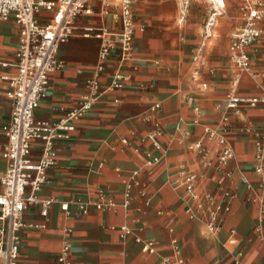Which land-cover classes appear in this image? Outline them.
Returning a JSON list of instances; mask_svg holds the SVG:
<instances>
[{
    "label": "crops",
    "instance_id": "0c3cea01",
    "mask_svg": "<svg viewBox=\"0 0 264 264\" xmlns=\"http://www.w3.org/2000/svg\"><path fill=\"white\" fill-rule=\"evenodd\" d=\"M119 3L93 1L92 13L77 19L73 36L59 51L65 65L50 76L37 119L56 123L88 94L87 83L97 77L101 42L86 37V29L120 32ZM241 6L242 0H224L223 9L211 0H135L133 59L123 68L126 86L106 91L75 123L69 139L55 141L57 165L37 197L58 203L48 218L41 216L39 204L25 212L29 226L21 231L18 264H59L66 230H71L74 264H160L173 256L175 243L185 264H264V189L254 171L264 104L227 108L233 95H264V21L260 39L249 49L252 74L240 72L231 60ZM39 19L46 22L48 14ZM20 32L13 18L0 19V192L7 168L2 130L13 111L7 78L17 74L13 64ZM117 66L114 54L99 77L102 90ZM206 128L222 131L231 142L234 157L227 164L219 163V147L206 137ZM40 155L41 143L33 142L32 159ZM148 155L160 157V163L149 166ZM183 172L195 176L193 195L182 185ZM135 182L125 206L128 184ZM102 199L115 206L105 211L90 207L84 215L73 204ZM61 204H69V210ZM216 205L224 209L219 229L210 232ZM137 239L152 241L155 252L143 253Z\"/></svg>",
    "mask_w": 264,
    "mask_h": 264
},
{
    "label": "built area",
    "instance_id": "2783aa9c",
    "mask_svg": "<svg viewBox=\"0 0 264 264\" xmlns=\"http://www.w3.org/2000/svg\"><path fill=\"white\" fill-rule=\"evenodd\" d=\"M102 0H0V19L8 21L13 18L21 27L19 47L15 55L17 74L7 78L10 90L7 96L12 100L13 111L10 123L3 128L7 137L4 158L7 168L1 179L0 192V264H18L21 249V231L29 225L24 221L27 209L39 204L41 216L48 218L51 207L58 201H38L37 194L48 182V172L57 165V153L54 143L58 139H69L75 131V123L89 113L106 91L123 89L127 77L123 68L127 67L133 59L136 22L133 13L135 0H120L119 13L116 19L121 25L118 33H110L104 28L86 29L85 36L94 35L100 40L99 62L96 67L95 79L87 83L88 94L79 105L56 123L39 120L35 112L42 100L47 96L50 76L63 69L64 62L59 59V51L74 34L76 21L81 15L92 13V2ZM219 9L224 8V0H211ZM43 13L48 14V20L41 22ZM264 21L263 0H242L241 25L231 37L230 55L236 68L243 73L252 74V60L249 54L250 47L256 43L261 35V24ZM211 25V24H210ZM117 54L118 66L112 75L111 84L105 90L99 82L109 64L112 55ZM8 66V63H4ZM238 82V78L236 79ZM191 102L192 99H189ZM264 104V95L261 97H241L233 95L227 102V108L238 110L240 106L255 107ZM155 105V108H158ZM198 111L199 108L195 107ZM226 122V121H225ZM208 139L216 141L219 147V163L227 164L234 157L231 142L222 131L210 128L205 129ZM258 142L256 149L255 174L259 178V187L264 189V130L256 133ZM41 143V155L38 161L32 159V143ZM157 150L160 144L155 143ZM196 147H201L198 143ZM161 158L148 155L149 166L160 163ZM138 172L134 173L137 176ZM182 185L189 195L194 193L195 176L186 172L181 174ZM243 182L252 190L247 179ZM129 183L126 193L125 206H128L131 191L134 185ZM227 198L231 197L226 193ZM103 198V197H102ZM212 200L211 198H209ZM258 196L253 197L256 202ZM87 215L90 207L105 211L113 208L115 203L102 199L99 202L73 201ZM61 208L68 211L69 204H61ZM224 208L216 205L211 211V221L208 225L210 232L219 229V213ZM228 207L225 211H229ZM264 215V203L262 206ZM264 221V217L262 219ZM45 228V225L38 226ZM124 234L131 231L122 228ZM71 230H66L65 240L58 256L59 264H74L71 256L70 237ZM143 253H154L155 246L152 241L144 242L137 239ZM160 264H185L178 244H174L172 257L162 259Z\"/></svg>",
    "mask_w": 264,
    "mask_h": 264
},
{
    "label": "rangeland",
    "instance_id": "374dc122",
    "mask_svg": "<svg viewBox=\"0 0 264 264\" xmlns=\"http://www.w3.org/2000/svg\"><path fill=\"white\" fill-rule=\"evenodd\" d=\"M211 23H213V22H211ZM240 23H241V18L239 17V24H238V26L240 25ZM238 26H236V28H237ZM234 31H235V30L232 31V34L234 33Z\"/></svg>",
    "mask_w": 264,
    "mask_h": 264
}]
</instances>
